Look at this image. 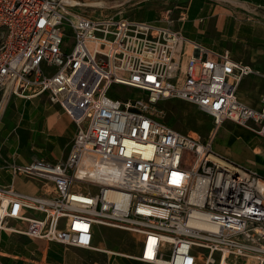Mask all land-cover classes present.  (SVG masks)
Instances as JSON below:
<instances>
[{
    "label": "built area",
    "instance_id": "1",
    "mask_svg": "<svg viewBox=\"0 0 264 264\" xmlns=\"http://www.w3.org/2000/svg\"><path fill=\"white\" fill-rule=\"evenodd\" d=\"M71 9L66 0H0L1 98L46 96L76 128L64 162L2 167L37 179L41 193L0 187V230L14 220L26 228L10 231L29 239L93 250L94 228L104 227L140 238L143 264H264V179L217 155L213 137L176 131L156 107L178 99L217 129L232 122L264 138V95L258 109L236 97L244 78L264 74L170 21Z\"/></svg>",
    "mask_w": 264,
    "mask_h": 264
},
{
    "label": "crops",
    "instance_id": "2",
    "mask_svg": "<svg viewBox=\"0 0 264 264\" xmlns=\"http://www.w3.org/2000/svg\"><path fill=\"white\" fill-rule=\"evenodd\" d=\"M149 1L144 0L136 7L132 19L159 26H165L166 21H170L171 29L180 31L187 40L210 50L227 51L230 55L234 51L250 63L260 58L257 50H249L247 56L241 52L250 49L249 42L264 40V0ZM258 33L261 37H258ZM237 92L236 97L240 102L253 109L259 108V103L252 104ZM1 94L0 187L12 185L18 193L38 196L41 193L39 181L36 185L29 184L31 178L12 176L9 170L2 167L12 164L29 166L34 161L50 164L64 162L76 133L75 125L58 105L50 104L46 96L30 100L9 96L3 100ZM21 149L26 152L23 154ZM213 151L227 158L214 148ZM29 215L34 216L33 213ZM8 223L11 228L22 231L26 228L22 222L11 220ZM10 233L13 232L0 230V264H143L135 259L139 251L127 256L97 243L95 236L94 249L84 250ZM25 238L30 241L24 242ZM137 242L140 245L138 237ZM112 252L120 255H113Z\"/></svg>",
    "mask_w": 264,
    "mask_h": 264
},
{
    "label": "rangeland",
    "instance_id": "3",
    "mask_svg": "<svg viewBox=\"0 0 264 264\" xmlns=\"http://www.w3.org/2000/svg\"><path fill=\"white\" fill-rule=\"evenodd\" d=\"M66 1L67 4L72 6V12L81 14L87 18H97L99 16H124L134 18L136 7H139V5L144 3V0ZM149 2L152 3L153 0H150ZM258 37H261V34L258 33ZM72 45L73 41L69 33L66 40V46H68L66 50L67 52L70 51ZM248 45H251L250 49H245L241 53L247 56L250 54L249 50L259 51L258 57L260 58L256 57L257 59L255 63H250L248 59L245 60L246 58H242L240 55L235 54L234 51H231V58L235 61H241V64L244 63L250 65L264 74V40L249 42ZM240 85L241 86H238L237 95L241 94L247 99L246 101L251 102L252 104L258 103L259 95H264V76L255 77L251 75L244 78ZM112 92H120L123 96L131 95L146 98V94H141V92L136 90L120 88L117 86L112 88ZM156 107L164 112V122H168L176 131L181 134H189L190 136L198 137L200 141L203 142L213 137L211 145L217 153L226 156L230 161L242 168H249L252 171L257 172V174L264 179V138H261L249 129L232 122H224L217 129L210 115L208 116L195 106L178 99L161 101ZM20 151L23 154L26 152L25 149H21ZM64 153H67L66 149ZM28 183L32 185L39 184L38 180L35 178L28 180ZM9 225L11 224L8 223V226ZM15 229L22 231L20 228ZM94 229L95 241L108 247L110 250L124 253L127 256L140 250L137 236L131 233L104 227H95ZM10 234H16L22 238L25 237L21 233L13 232ZM25 239L24 242L30 241L28 238ZM230 261L234 262L233 264H243L241 260L239 261L230 258Z\"/></svg>",
    "mask_w": 264,
    "mask_h": 264
},
{
    "label": "bare ground",
    "instance_id": "4",
    "mask_svg": "<svg viewBox=\"0 0 264 264\" xmlns=\"http://www.w3.org/2000/svg\"><path fill=\"white\" fill-rule=\"evenodd\" d=\"M7 229V231H10V229L11 230H13V228H11V227H8V228H6ZM11 232V231H10ZM224 264V263H223Z\"/></svg>",
    "mask_w": 264,
    "mask_h": 264
}]
</instances>
